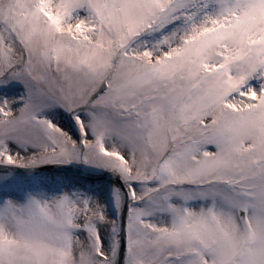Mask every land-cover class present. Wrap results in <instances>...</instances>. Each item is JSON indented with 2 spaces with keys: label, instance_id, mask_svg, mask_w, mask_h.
Masks as SVG:
<instances>
[{
  "label": "snow or ice",
  "instance_id": "snow-or-ice-1",
  "mask_svg": "<svg viewBox=\"0 0 264 264\" xmlns=\"http://www.w3.org/2000/svg\"><path fill=\"white\" fill-rule=\"evenodd\" d=\"M0 264H264V0H0Z\"/></svg>",
  "mask_w": 264,
  "mask_h": 264
}]
</instances>
